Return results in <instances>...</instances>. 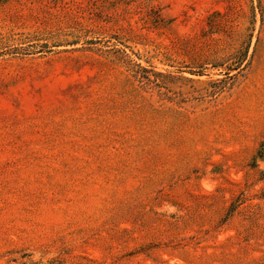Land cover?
Here are the masks:
<instances>
[{
  "label": "rangeland",
  "instance_id": "1",
  "mask_svg": "<svg viewBox=\"0 0 264 264\" xmlns=\"http://www.w3.org/2000/svg\"><path fill=\"white\" fill-rule=\"evenodd\" d=\"M0 264H264V0H0Z\"/></svg>",
  "mask_w": 264,
  "mask_h": 264
}]
</instances>
